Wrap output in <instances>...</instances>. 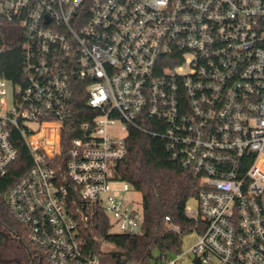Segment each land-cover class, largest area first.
<instances>
[{"label": "built area", "instance_id": "obj_1", "mask_svg": "<svg viewBox=\"0 0 264 264\" xmlns=\"http://www.w3.org/2000/svg\"><path fill=\"white\" fill-rule=\"evenodd\" d=\"M6 24L21 30L24 61L21 82L0 78V177L20 138L31 165L6 201L37 257L102 264L84 248L55 168L80 85L94 116L77 127L66 170L82 200L118 234L141 232L143 209L124 198L134 190L117 165L129 129L155 121L200 181L197 206L185 207L195 261L264 264V0H0V35Z\"/></svg>", "mask_w": 264, "mask_h": 264}, {"label": "trees", "instance_id": "obj_2", "mask_svg": "<svg viewBox=\"0 0 264 264\" xmlns=\"http://www.w3.org/2000/svg\"><path fill=\"white\" fill-rule=\"evenodd\" d=\"M20 28L6 24L0 35V78L13 82L23 79L24 52L20 46ZM87 104V94L78 85L74 91L72 118L62 133L61 154L56 158V172L69 193L67 204L77 223L79 237L88 252L97 254L102 264H155L169 253H180L183 237L192 232L194 221L185 215L187 203L200 191V181L173 159L155 121H141L144 132L129 129L128 155L117 165V176L142 196L143 224L139 234H113L110 220L96 204L80 198L79 189L67 177L66 161L71 141L79 137L77 127L94 115ZM18 158L7 175L0 177V264H46L44 257L28 239L25 226L14 220L6 201L12 186L28 171L31 158L26 145L17 138ZM169 217L170 221L166 218ZM169 224L180 227L174 231ZM21 240V241H20ZM110 245L113 249L106 250ZM196 264L198 262L196 261Z\"/></svg>", "mask_w": 264, "mask_h": 264}, {"label": "rangeland", "instance_id": "obj_3", "mask_svg": "<svg viewBox=\"0 0 264 264\" xmlns=\"http://www.w3.org/2000/svg\"><path fill=\"white\" fill-rule=\"evenodd\" d=\"M13 101V86L12 84L9 85V102L11 103ZM112 133L118 132L117 128H114L111 130ZM120 136H124L125 133L122 131H119ZM122 185V184H121ZM124 198L128 201H134L137 208L141 212L142 207V196L139 192L131 191L130 193L124 195ZM190 206L196 207L197 201L195 199H191L189 201ZM111 221V220H110ZM113 234H118L119 231L116 227L111 228L110 230ZM198 235L195 232H190L186 234L182 239V248L180 253H169L166 257L167 260H172L177 258L179 254H183L182 258L179 260L180 264H196V255L193 253V251H190L191 247L197 242ZM105 249L111 250L113 249L110 245H106ZM186 253V254H185Z\"/></svg>", "mask_w": 264, "mask_h": 264}, {"label": "water", "instance_id": "obj_4", "mask_svg": "<svg viewBox=\"0 0 264 264\" xmlns=\"http://www.w3.org/2000/svg\"><path fill=\"white\" fill-rule=\"evenodd\" d=\"M125 256H126L127 259L124 261V264H127L130 259L128 258L129 256L127 254H125Z\"/></svg>", "mask_w": 264, "mask_h": 264}]
</instances>
